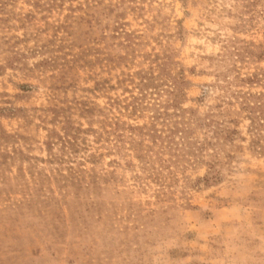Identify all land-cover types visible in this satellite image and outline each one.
I'll return each instance as SVG.
<instances>
[{"label": "rangeland", "instance_id": "1", "mask_svg": "<svg viewBox=\"0 0 264 264\" xmlns=\"http://www.w3.org/2000/svg\"><path fill=\"white\" fill-rule=\"evenodd\" d=\"M249 95L264 0H0V264H264Z\"/></svg>", "mask_w": 264, "mask_h": 264}, {"label": "trees", "instance_id": "2", "mask_svg": "<svg viewBox=\"0 0 264 264\" xmlns=\"http://www.w3.org/2000/svg\"><path fill=\"white\" fill-rule=\"evenodd\" d=\"M181 88L179 89V91ZM262 95H260L261 97ZM254 97L248 96L245 99V107L243 110L247 111V119L249 120V128L248 132L252 136L254 142L260 141L264 139V102H254L251 103ZM264 99V96H263ZM256 100V98H255ZM196 124H198V120H195ZM138 128H131L132 131L136 132ZM139 129L137 130V132ZM252 140V141H253ZM71 141V139H70ZM70 144V142H68Z\"/></svg>", "mask_w": 264, "mask_h": 264}]
</instances>
